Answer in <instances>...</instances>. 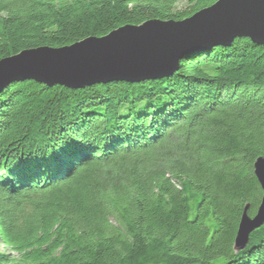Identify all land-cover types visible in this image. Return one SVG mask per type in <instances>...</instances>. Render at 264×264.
<instances>
[{
    "label": "trees",
    "instance_id": "obj_1",
    "mask_svg": "<svg viewBox=\"0 0 264 264\" xmlns=\"http://www.w3.org/2000/svg\"><path fill=\"white\" fill-rule=\"evenodd\" d=\"M216 0H0V60ZM264 46L237 38L170 77L0 93V264H264Z\"/></svg>",
    "mask_w": 264,
    "mask_h": 264
},
{
    "label": "water",
    "instance_id": "obj_2",
    "mask_svg": "<svg viewBox=\"0 0 264 264\" xmlns=\"http://www.w3.org/2000/svg\"><path fill=\"white\" fill-rule=\"evenodd\" d=\"M237 38L264 46V0H216L180 22L151 20L70 46L24 50L0 60V93L26 81L82 90L159 80L172 76L185 57L230 46ZM254 175L262 197L255 213L250 204L243 210L235 253L245 251L251 235L264 227V157L256 160Z\"/></svg>",
    "mask_w": 264,
    "mask_h": 264
}]
</instances>
